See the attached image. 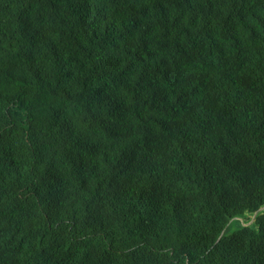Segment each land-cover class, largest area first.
Masks as SVG:
<instances>
[{
	"label": "trees",
	"instance_id": "1",
	"mask_svg": "<svg viewBox=\"0 0 264 264\" xmlns=\"http://www.w3.org/2000/svg\"><path fill=\"white\" fill-rule=\"evenodd\" d=\"M263 203L264 0H0V264H264Z\"/></svg>",
	"mask_w": 264,
	"mask_h": 264
},
{
	"label": "water",
	"instance_id": "2",
	"mask_svg": "<svg viewBox=\"0 0 264 264\" xmlns=\"http://www.w3.org/2000/svg\"><path fill=\"white\" fill-rule=\"evenodd\" d=\"M261 214H264V203L257 210H246L243 213L230 216L228 222L221 231L220 237L224 234L233 233L234 231L244 227L258 228L256 222L258 216Z\"/></svg>",
	"mask_w": 264,
	"mask_h": 264
}]
</instances>
